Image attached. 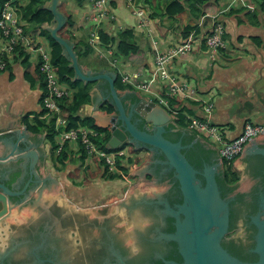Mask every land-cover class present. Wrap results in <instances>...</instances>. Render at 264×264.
Masks as SVG:
<instances>
[{
  "label": "water",
  "instance_id": "95a60500",
  "mask_svg": "<svg viewBox=\"0 0 264 264\" xmlns=\"http://www.w3.org/2000/svg\"><path fill=\"white\" fill-rule=\"evenodd\" d=\"M61 5L62 0H49L45 4V8L53 13L54 19L43 27L62 46L63 55L70 62V67L75 70V80H81L85 84L96 83L97 89L91 92L94 104L83 106L80 115L94 118L101 128L109 127L111 139L106 149L111 153L121 152L122 147L126 145H133L140 152L147 150L151 155L158 152L166 158L163 163L175 171L184 202L179 206L178 212L170 210L177 220V229L175 233L167 234L165 237L178 243L184 259L182 264H264V189L260 193L259 212L251 218L252 224L257 229L255 247L251 252L257 255L258 259L254 262L244 261L223 247V241L230 231L231 216L230 202L223 197L217 180L220 167L224 165L208 164L203 171H200L186 154L188 148L198 143L211 149L210 142L201 135L193 136L191 129L178 127L169 110L152 98L144 97L136 90L119 91L116 86L119 73L116 70L94 71L84 67L80 62L75 42L60 33L68 22V16L60 10ZM103 84L107 86L104 94L99 91ZM257 95L259 98V94ZM126 96L134 98L132 105L127 104ZM106 103L113 106L115 111L112 113L104 111L102 108ZM257 105V109L251 110L250 113L259 115L260 122L264 125V103L260 98ZM136 116L138 120L135 119ZM170 132L180 133L182 138L190 136L195 139L191 145H186L183 139L177 141L170 139L167 136ZM249 144L248 150L246 146L245 150L241 151L234 169H244L242 161L252 156L264 159V133L251 138ZM10 164L18 165L19 168L12 172V175L20 172V176L11 186L0 181V250L2 251L8 245V237L14 233L13 226L17 227L35 219L41 207L56 203L60 206H71L73 209L78 207L64 198L66 189L63 183L59 182V178L52 174L47 175L43 137H35L27 133V127H21L19 115H17V124L8 125L0 131V166ZM153 171L152 160L151 164L136 171L133 176L139 177V180L135 188L131 189L133 195L146 194L147 197H157L164 192L166 184L161 181L144 180L145 175ZM132 172H135L133 168ZM12 175L7 176L8 182L11 181ZM202 176L205 177V182L202 181ZM28 177H30L29 181L26 180ZM246 182L243 188L249 189L250 182ZM12 198L19 200L14 202ZM104 200L109 205L110 213L122 210L120 205L122 201L117 197ZM164 203L169 209L171 208L167 201ZM94 208L87 210L93 215L98 210ZM120 223L123 224L124 221Z\"/></svg>",
  "mask_w": 264,
  "mask_h": 264
},
{
  "label": "crops",
  "instance_id": "0c3cea01",
  "mask_svg": "<svg viewBox=\"0 0 264 264\" xmlns=\"http://www.w3.org/2000/svg\"><path fill=\"white\" fill-rule=\"evenodd\" d=\"M12 1L18 6V10L29 3V0ZM168 1L170 0H161V13L156 17L153 18L149 12L152 22L147 29L137 27L138 20L131 9L128 8L127 0L110 1V6L118 16V20L116 23L106 22L101 25L100 29L112 37L117 36L121 31L133 30L136 41L142 50V56L146 58L143 68L126 58H118L123 71L134 72L144 69L151 79V73L156 72L155 57L157 50L164 52L184 41L182 26L178 24L176 19L164 15ZM187 1L188 9L182 13V22L185 26L193 27L188 39L193 38L196 40L199 38L200 42H197L199 45L189 57L178 59L172 65L173 73L180 79L188 81L197 93L193 100H183L181 98L185 105L184 115L185 117L193 115L199 118L211 119L224 130L227 140L230 141L244 132L247 122L261 123L259 115H251L250 111L257 109L259 98L264 103V11L260 8V4L264 1L244 0L242 5L236 6L232 5V0H208L205 6H197V9H201V14L192 6L191 0ZM63 2L67 3V11L72 14L80 27V30L74 33L75 40H73L76 44V50L77 44H80V50L84 53L83 57L80 58V62L84 67L91 68L94 71L114 70L107 60L106 62L110 67L104 61L97 62L101 60V54L106 55L108 53V49L116 51V46L109 48L103 46L91 47L92 53L85 55L84 44L88 41L90 29L92 28V24L87 20L91 1L85 0L81 4L77 3L76 0H62ZM141 2L143 3V0ZM206 6L208 7V13H205ZM239 9H243V11H237ZM253 12L256 13L257 18L253 17ZM216 20L222 21L226 26V38L230 49L228 52L222 53L216 61H211L207 47L203 42L206 36L212 32ZM24 24L29 31L35 29V26L28 21H25ZM39 40L40 42L43 40L50 48L49 40L45 36H40ZM155 42L158 43V49ZM3 46L4 42L0 38V49ZM29 56V62L40 63V52L32 51ZM86 56L91 58H84ZM83 59L86 63L83 62ZM26 70L25 58L13 57L8 70L0 75V131L8 125L17 124V115H19L21 127H27V133L35 137H43L46 151V173L55 176L56 171L53 168L59 171L60 165L57 166L58 155H55L49 135L53 132L57 133V125L54 117H46L44 98L47 89L41 81L32 80L33 74L28 78ZM95 88L96 85L93 90ZM132 90L134 89L127 88L119 91L130 92ZM162 91L164 92L163 89L159 88L157 90L158 95H162ZM139 93L147 98H156V95L147 94L146 92ZM257 94H259V98ZM91 104L94 103L91 102L87 105ZM211 104L214 106L209 113L206 109ZM37 118L49 120L51 129L40 133L30 130L28 123L34 124ZM186 124L188 125L187 120ZM186 129H190L189 125ZM196 135L199 134L193 131V136ZM58 138L57 133V144ZM68 144L71 155L70 162L75 160L81 167L82 165L85 167L89 165L87 159L84 162L80 161V143ZM249 145H247L246 150H248ZM236 161L233 162V167H235ZM123 162L127 164V159H123ZM133 166H135L133 169L136 171L137 165ZM83 169L85 168L83 167ZM235 170L242 175L243 169ZM131 172L132 168L130 169ZM59 181L63 183V180Z\"/></svg>",
  "mask_w": 264,
  "mask_h": 264
},
{
  "label": "flooded vegetation",
  "instance_id": "af4514ba",
  "mask_svg": "<svg viewBox=\"0 0 264 264\" xmlns=\"http://www.w3.org/2000/svg\"><path fill=\"white\" fill-rule=\"evenodd\" d=\"M106 90L105 84L99 88L102 94ZM133 99L132 96L125 97L128 105L134 103ZM135 119L138 120V117ZM179 139L191 145L195 138L180 136ZM209 144L211 149L202 143L193 145L186 154L200 171L208 164L224 165L220 167L217 180L223 197L230 202L231 216L230 231L223 241V247L235 257L254 262L258 256L251 251L255 247L257 229L251 218L259 212L260 193L264 189V159L252 156L243 160L241 179L239 183L231 185L225 181L226 174L223 173L227 169L226 161L219 155L216 146ZM125 149L129 158L144 156V152L131 153L129 145ZM165 159L163 154L153 153L149 160H152L154 171L148 172L144 178L145 181L166 184L160 196H135L129 186H125L122 196H119L122 210L114 213H110L104 199L94 206L98 210L93 215L85 206L83 209H73L56 203L41 207L35 219L13 226L15 230L8 237V245L3 251L0 250V264H182L184 259L178 243L165 237L177 229V220L170 210L178 212L184 202L175 171L163 163ZM18 168L16 164L0 166V181L8 185L10 181L7 176ZM136 171L130 174L135 175ZM117 173L121 176L120 181L127 182L123 171ZM201 179L205 182L204 176ZM114 180L108 179L106 182ZM246 181L250 182L249 189L243 188ZM116 193L119 195V191ZM95 198L89 197L86 201ZM12 200L16 202L19 198ZM121 221L124 223L121 224ZM133 247L138 249L136 254L131 251Z\"/></svg>",
  "mask_w": 264,
  "mask_h": 264
},
{
  "label": "built area",
  "instance_id": "2783aa9c",
  "mask_svg": "<svg viewBox=\"0 0 264 264\" xmlns=\"http://www.w3.org/2000/svg\"><path fill=\"white\" fill-rule=\"evenodd\" d=\"M90 1L91 5L87 20L92 24V28L90 29L89 43L93 47H99L102 46L100 36V31H102L100 29L101 25L106 22L116 23L118 16L110 6L111 0ZM243 1L232 0V5L240 6ZM127 6L137 18L138 28L147 29L150 27L152 19L141 0H127ZM28 32L29 30L19 17L18 6L12 0H7L0 13V38L4 42V46L0 49V75L8 70L18 46L29 53L32 51L40 52V70L47 78L44 105L49 110L50 115L56 116V129L59 135V147L55 152L59 155L67 143H80L81 141L88 155L87 164L94 166L92 169H97L98 164L94 158L98 157L101 162H105L111 172L117 173L119 171L117 160L121 157H128L126 151L107 153L93 140V138L103 137L96 130L88 127L78 129L68 128V121L62 117L61 102L64 100L68 102L72 101L75 91L68 84L62 82L60 76L55 71L52 64V48H49V45L43 40L40 42V36H37L36 41H32ZM197 45L199 43L193 38H189L187 41L184 40L181 44L175 45L163 52L159 51L157 47L158 43L155 42V46L158 49L155 57L156 72L151 73V79L144 69L134 72L123 71L121 69L122 64L118 58L124 57L116 56V51L113 49H108V53L106 55L101 54L100 58L110 62L114 70L121 76L124 85H128L139 92L156 95L157 103L168 109L170 108L169 101L171 98L180 97L183 100H193L197 96L195 88L188 81L177 77L172 71L174 62L178 59L189 57L196 50ZM204 45L207 47L211 61H216L222 53L229 51L230 46L226 38V27L222 21H215L212 32L204 40ZM159 88L164 90V92L162 91V95H158L157 90ZM213 106L211 104L206 111L210 113ZM186 120L189 128L216 146L221 157L229 163L235 162L238 159L241 151L245 150V147L250 143L251 138L264 133L263 124L247 122L244 132L239 137L228 141L224 130L211 119L187 115ZM89 160L90 162H88ZM125 177H128V175L125 174Z\"/></svg>",
  "mask_w": 264,
  "mask_h": 264
},
{
  "label": "trees",
  "instance_id": "16d2710c",
  "mask_svg": "<svg viewBox=\"0 0 264 264\" xmlns=\"http://www.w3.org/2000/svg\"><path fill=\"white\" fill-rule=\"evenodd\" d=\"M7 0H0V13L4 7V4ZM49 0H29L28 5H26L23 8H19L21 21L25 22L28 21L30 24L34 25L35 29L33 31H29V37L32 41H36L37 36H45L50 43V47L52 48V64L54 66L55 71L60 76V80L66 84H68L74 91V97L72 101L68 102L67 100H64L63 103V117L68 120L69 129H78L81 127H88L90 129H94L99 134H103L104 136L101 138H93L94 142L100 145L102 149H104L106 152H111L110 150L106 149V146L111 139V133L106 128H101L96 124V121L92 117H83L79 114L81 108L84 105L90 104L92 102V96L91 92L93 88L95 87L96 83H89L85 84V82L81 80H75V70L70 67V62L68 59L63 55V48L62 46L57 43L51 36V34L44 29V25L46 23H51L54 19L53 13L45 8V4ZM77 3H83L85 0H76ZM192 6L195 7L196 11L201 14V9H197V6H205L208 2V0H191ZM188 1L187 0H170L165 6L164 15L176 19L178 24H180L183 28V36L184 40L187 41L188 37L193 31V27L191 26H185L182 22V13L188 9L187 6ZM143 5L146 7V9L151 13V16L154 18L158 14L161 13V0H143ZM207 10L205 13H208V7L206 6ZM260 8L262 11H264V3L260 4ZM60 10L64 12L68 16V22L66 26L60 31L61 35L69 40H75L74 33L78 32L80 30L79 24L74 20L72 14H70L67 11V3L63 2ZM237 11H243V9H239ZM193 13H195L193 11ZM253 17L257 18L256 13L253 12ZM19 16V17H20ZM27 27V26H26ZM226 27V26H225ZM28 29V27H27ZM29 30V29H28ZM101 36V45L103 47H112L116 46V56H122L132 63L139 65L140 68L144 67L145 64V57L142 56V50L136 41L134 31L133 30H125L121 31L117 34V36L112 37L105 31H100ZM196 42H200L199 38L195 40ZM204 44V42H203ZM80 45V44H79ZM77 44V50L80 58L83 57L84 53L80 50V46ZM93 46L90 45L89 39L84 44V52L85 55H90L92 53ZM29 52L24 51L20 46L16 48L15 51V57L19 58H25V63L27 65L26 74L27 77L30 78V75L33 74L34 77H32L33 81H41L43 86L47 89V78L44 73L40 70V63L34 64L32 62H29ZM106 62V60H104ZM107 64V62H106ZM108 67H110L107 64ZM116 86L119 90L124 89H132L128 85H124L122 83V78L119 76L118 81L116 83ZM154 101L158 102L157 99H154ZM170 104L168 110L170 114L173 116V118L176 120V123L178 126H180L182 129L187 128L186 124V117L184 115V102L181 100L180 97L171 98ZM104 111H107L109 113H112L115 111L114 107L109 105V103H106L103 108ZM28 126L30 130L36 133H40L42 131L51 129V124L45 119L37 118L36 122L34 124L28 123ZM56 135L57 133H52L49 135V139L52 142L53 150H57L59 145L56 143ZM170 139L173 141H177L180 137V133H169ZM176 135L175 138L173 136ZM69 144L67 143L62 150V152L57 157V163L58 165H62L64 167L67 166V164L70 161L71 155L68 148ZM203 147V146H202ZM80 148H81V158L80 161L84 162L87 159V152L85 150L84 145L80 141ZM125 148V146H124ZM131 153H141L144 152V156L140 157L137 156L135 158H128L127 164H124L123 159L124 158H118L117 160V168L120 171L129 172V166L132 164H137L139 167H142L147 163L151 156V152L145 150V151H137L133 145H129ZM204 149V148H203ZM116 151V150H112ZM263 159V158H262ZM95 162L98 164V167L96 170L92 169L91 165H87L84 169L85 173L88 174L87 179L85 180V185H88L92 182V180L98 178L100 175H104L107 177V179H119L121 176L118 173H113L110 171L109 167L105 164V162H101L98 157L94 158ZM227 163V169L225 171L226 178L225 181H227L228 184L234 185L239 183L241 177L240 174L234 170L233 162ZM199 166H201L200 163H198ZM61 167V166H59ZM59 170L63 171V169L59 168ZM81 169L78 168L72 173V178H81ZM20 176V172H16L12 175L11 181L8 183L9 186L12 185V183Z\"/></svg>",
  "mask_w": 264,
  "mask_h": 264
},
{
  "label": "rangeland",
  "instance_id": "374dc122",
  "mask_svg": "<svg viewBox=\"0 0 264 264\" xmlns=\"http://www.w3.org/2000/svg\"><path fill=\"white\" fill-rule=\"evenodd\" d=\"M97 54H98V52H97ZM87 57L91 58L90 56H86L84 58H87ZM89 58H87V59H89ZM102 61H104V60L101 59L97 63H101ZM83 62L86 63V61L84 59H83ZM153 99H157V98L153 97ZM61 103H62L61 106L63 108L64 101H62ZM62 114H63V110H62ZM46 115H47L46 116L47 118L48 117H54V120L56 118V116L49 114V110L47 108H46ZM62 117H63V115H62ZM47 121H49V120H47ZM99 138H101V137H99ZM123 148H122V150L126 151V149L125 148L123 149ZM109 153H111V152H109ZM55 155H58V153L55 152ZM80 158H81V154H80ZM128 158H129V155H128V157H125L124 159H128ZM76 163L77 162L75 160H72L71 162L69 161V163L67 164L66 167H64L60 164L61 167H59V168L63 169V171H61V172H60V170L58 171L56 168H53L56 171L55 176L58 177L59 180H63V184L65 185L66 192H65L64 198L67 199L72 205L78 206L76 209H83L85 207L94 208V206H96L98 201H101L102 199H106V198H110V197H117L119 199V196H122V194H123L122 193L123 187L129 186L130 189H134L138 180H139V177H134L133 175L130 174V169H131V167H130L129 172H128L129 175L127 177V179H128L127 182L123 183V180L120 181V179H115L114 182H109V181L106 182V180H108L107 177H105L104 175L103 176L100 175L98 178L92 180V182L90 184H88V186H84L85 180L87 179L88 174H86L84 172V169H83V167L85 168L84 165H82V167H81V165L79 163H77V164ZM148 164H151L150 160L145 165H148ZM133 165L134 164H132L130 166H132V168L133 167L135 168V166H133ZM57 166H59V165L57 164ZM143 167L138 166L137 171H140ZM78 168H80L81 172H82L81 178H77V179L72 178L71 177L72 173L74 174V172ZM125 174H126V172H124V175ZM59 182H62V181H59ZM113 183H115V184L113 185ZM116 191H119V195L116 193ZM111 192H114V193H111ZM95 196H96V198H95ZM89 197H92V198L94 197L95 199H92L90 201H86Z\"/></svg>",
  "mask_w": 264,
  "mask_h": 264
},
{
  "label": "clouds",
  "instance_id": "9594fccd",
  "mask_svg": "<svg viewBox=\"0 0 264 264\" xmlns=\"http://www.w3.org/2000/svg\"><path fill=\"white\" fill-rule=\"evenodd\" d=\"M121 215H123V213H121ZM131 251H132L133 254H136L137 251H138V249H137L136 247H133V248L131 249Z\"/></svg>",
  "mask_w": 264,
  "mask_h": 264
}]
</instances>
